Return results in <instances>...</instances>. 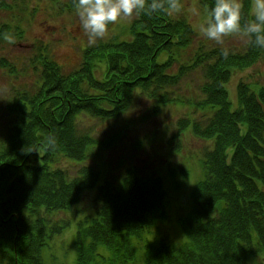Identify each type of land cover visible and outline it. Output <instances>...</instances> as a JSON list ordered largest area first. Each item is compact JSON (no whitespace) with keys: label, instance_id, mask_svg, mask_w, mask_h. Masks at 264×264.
Instances as JSON below:
<instances>
[{"label":"trees","instance_id":"1","mask_svg":"<svg viewBox=\"0 0 264 264\" xmlns=\"http://www.w3.org/2000/svg\"><path fill=\"white\" fill-rule=\"evenodd\" d=\"M200 1L208 13L213 0ZM160 2L163 10L149 13L146 0V10L120 36L89 46L71 72L38 49V84L10 104L12 125L0 139V264H45L48 241L70 224L62 214H75L84 192L97 185L100 170L87 161L98 141L81 128L84 119H116L138 94L158 107L179 101L172 91L197 66L204 82L196 107L206 112L181 119L179 126L191 127L209 144L191 210L180 220L185 241L146 237L166 217L167 194L161 177L130 166L98 187L96 215L89 224L87 218L80 222L76 232V264L105 260L99 246L124 264L135 261L141 248V264H264V81H240L236 106L227 87L234 73L264 59V48L246 36L240 51L200 48L193 66L187 65L185 52L197 31L169 13V0ZM239 3L246 24L253 0ZM66 6L77 9V0H66ZM15 28L2 23L0 41ZM8 65L2 58L0 66ZM72 164L79 165L74 175Z\"/></svg>","mask_w":264,"mask_h":264},{"label":"rangeland","instance_id":"2","mask_svg":"<svg viewBox=\"0 0 264 264\" xmlns=\"http://www.w3.org/2000/svg\"><path fill=\"white\" fill-rule=\"evenodd\" d=\"M175 2L178 10L171 15L186 18L197 31L194 42L185 52L189 62L185 64H192L200 48L225 47L237 51L245 48L248 39L242 34H230L215 42L199 33L198 26L207 19L200 0ZM193 8L199 15H192ZM135 17H125L110 24L104 37L90 44L80 25L77 9L68 10L66 0H0V25L10 23L18 27L7 40L0 41V62L5 58L9 64L8 67L0 66V139L12 125L10 104L20 93L34 90L38 84L42 68L38 49H43L44 53L48 51L68 73L81 65L85 49L120 36ZM173 71H178L177 65ZM240 81L263 82L264 59L245 71L234 73L227 85L234 106L237 105L236 88ZM203 82L202 68H190L172 91L171 97H181L179 101L158 107L154 100L138 94L131 109L116 119H84L81 128L90 131L98 141L87 165L98 168L100 178L95 187L84 192L75 214H62L63 218H69L70 224L48 241L43 250L45 264H76V232L80 222L87 218L86 224H89L96 215L98 187L107 179L119 178L130 166L137 167L142 174L153 173L161 177L167 194L166 217L153 225L150 228L152 234L146 237L153 240L158 234H164L174 242L185 241L180 220L191 210L192 190L203 177V153L209 143L196 137L191 127L181 131L179 122L206 112L196 107ZM64 164L70 167L69 162ZM78 168L79 165H74L70 172L74 175ZM142 252L143 249H139L135 261L125 264H141ZM99 253L106 257L105 260L101 257L99 264H124L111 260L113 253L104 246H99Z\"/></svg>","mask_w":264,"mask_h":264},{"label":"clouds","instance_id":"3","mask_svg":"<svg viewBox=\"0 0 264 264\" xmlns=\"http://www.w3.org/2000/svg\"><path fill=\"white\" fill-rule=\"evenodd\" d=\"M163 8L160 0H150V4H147L149 13ZM145 10L146 0H77L80 25L90 44L103 38L110 24ZM177 10L175 0H169V13ZM191 11L192 15H199L197 9ZM251 15L252 19L242 24L239 0H213L207 19L198 26V31L203 37L215 42H220L230 34L242 33L250 37L254 45L264 48V0H254Z\"/></svg>","mask_w":264,"mask_h":264}]
</instances>
